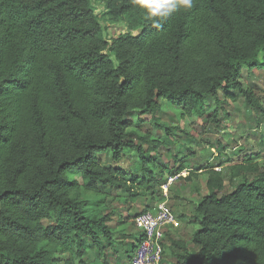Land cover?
Masks as SVG:
<instances>
[{"label": "trees", "instance_id": "trees-1", "mask_svg": "<svg viewBox=\"0 0 264 264\" xmlns=\"http://www.w3.org/2000/svg\"><path fill=\"white\" fill-rule=\"evenodd\" d=\"M93 1L127 33L109 41ZM244 68H264V0H192L156 17L136 0H0V264H87L92 250L109 264L120 210L108 203L149 196L137 215L146 212L164 199L165 175L184 170L157 166L150 153L162 142L136 145L131 117L163 128L159 101L203 118L207 100L234 92L264 113L242 87ZM127 150L139 155L135 173L113 166ZM214 169L192 217L197 251L175 243V263L264 264V167L242 159L227 174Z\"/></svg>", "mask_w": 264, "mask_h": 264}, {"label": "rangeland", "instance_id": "rangeland-1", "mask_svg": "<svg viewBox=\"0 0 264 264\" xmlns=\"http://www.w3.org/2000/svg\"><path fill=\"white\" fill-rule=\"evenodd\" d=\"M92 6L101 24L105 27L104 34L109 41L119 34L127 33L124 23L108 21L107 16H105L106 11L100 3L93 1ZM132 34L138 35L139 31H134ZM241 83L244 89L253 91L264 109V68L255 73H249L244 68ZM233 94L234 101L225 97L223 93L218 95L217 101L207 100L203 118L197 117L195 113L180 116L182 109L161 100L159 104L162 105V110L157 113L156 118L163 128L155 127L149 116L131 117L133 125L130 130L137 132L140 136L133 138L136 145L146 151L153 148L152 139L162 142V147L150 153L155 158L157 166L170 168L171 171L174 170L173 167L184 166V170L180 174L181 178H186L191 172L195 174L200 172L197 178L191 179L190 182L179 178L170 186L167 193V205L171 210L178 211V214L180 210H176V208L181 202H176L175 198L179 200V197L186 196L190 200L192 197L194 198L192 200L198 202L200 198L208 194L205 187L206 175L203 173L205 170L212 167L219 168L218 166L223 163L220 170L227 174L226 167L229 163H238L242 159H250L264 167V113L247 105L238 92ZM214 113L216 116H213ZM143 137H148V139ZM219 148H222L220 152ZM138 156L136 151L127 150L118 165L111 163L110 156H102L100 159L105 166L113 164V166L129 168L131 172L135 173V167L140 162ZM228 160H230L229 163H227ZM168 177L170 175L166 174L164 179L167 180ZM251 178L249 177V179ZM239 183L240 180L231 184L226 182L225 190L221 194L232 192ZM161 184L163 185L164 182ZM195 192L198 193L197 197H195ZM192 200L191 202H193ZM148 204H150L149 196L138 199L131 206L129 204L126 206L117 204V202L108 203L109 208L120 210L112 217L110 223L114 234L115 258L110 255L109 264H130L134 253L130 252L129 244L133 242V237L138 232L136 226L133 225L134 216ZM183 204L187 206L188 202ZM190 211L194 214L193 206ZM118 220L121 223L125 222V225H118L116 223ZM128 250L129 253H127ZM91 252L84 256L87 264H103L97 254L98 252L93 250ZM108 252L111 254L109 250L105 253ZM166 263L163 255L161 264Z\"/></svg>", "mask_w": 264, "mask_h": 264}, {"label": "built area", "instance_id": "built-area-1", "mask_svg": "<svg viewBox=\"0 0 264 264\" xmlns=\"http://www.w3.org/2000/svg\"><path fill=\"white\" fill-rule=\"evenodd\" d=\"M220 171V168H215ZM181 172L168 177L162 185L163 200L159 201L150 210L137 215L135 226L142 234L130 264H161L163 259V236L166 228L176 221L175 214L167 205V193L176 179L181 178Z\"/></svg>", "mask_w": 264, "mask_h": 264}, {"label": "crops", "instance_id": "crops-1", "mask_svg": "<svg viewBox=\"0 0 264 264\" xmlns=\"http://www.w3.org/2000/svg\"><path fill=\"white\" fill-rule=\"evenodd\" d=\"M181 172H183V170ZM199 173L200 172H198L197 174ZM197 194L198 193L195 192V197H197ZM192 199L194 198L190 197L189 200L186 198V196L179 197V200H177L176 198L174 199L176 202H181V204H178V207L176 208V210H180V213L178 214V211H175V209L172 210L175 214L176 221L173 225L166 228L164 232L163 246L164 259L167 261L166 264H176L175 258L180 253V248L176 246L175 243L180 244L181 242H183L185 244V247L190 252L194 253L197 251V249L190 242L191 234L198 228V226L192 221L191 217H193L194 214H192V212L190 211L192 206L193 210L195 209V206L198 202ZM191 200L193 202H191ZM184 202H188V205L185 206V204H183Z\"/></svg>", "mask_w": 264, "mask_h": 264}, {"label": "clouds", "instance_id": "clouds-1", "mask_svg": "<svg viewBox=\"0 0 264 264\" xmlns=\"http://www.w3.org/2000/svg\"><path fill=\"white\" fill-rule=\"evenodd\" d=\"M136 2L146 8L151 17L165 16L178 5L184 8L192 6V0H136Z\"/></svg>", "mask_w": 264, "mask_h": 264}]
</instances>
